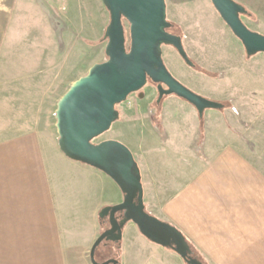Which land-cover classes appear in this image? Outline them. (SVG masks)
Returning <instances> with one entry per match:
<instances>
[{
	"label": "crops",
	"instance_id": "obj_1",
	"mask_svg": "<svg viewBox=\"0 0 264 264\" xmlns=\"http://www.w3.org/2000/svg\"><path fill=\"white\" fill-rule=\"evenodd\" d=\"M23 4L0 0V122L34 129L0 140V264H91V247L108 228L98 214L120 204L122 194L102 172L65 158L50 139L49 161L37 120H22V98L52 95L45 82L54 81L42 70L31 71L43 61L36 54L14 58L13 48L20 46L12 29ZM217 80L227 83V95L209 100L223 108L201 118L182 100L151 108L143 104L145 95L138 96L142 101L128 117L135 116L141 136L134 154L143 205L177 229L204 264H264V90L257 96L243 81L232 93L230 77ZM169 140L170 155L163 154L159 145ZM111 258L119 264H185L131 222L122 229L119 249H97L96 262Z\"/></svg>",
	"mask_w": 264,
	"mask_h": 264
},
{
	"label": "water",
	"instance_id": "obj_2",
	"mask_svg": "<svg viewBox=\"0 0 264 264\" xmlns=\"http://www.w3.org/2000/svg\"><path fill=\"white\" fill-rule=\"evenodd\" d=\"M220 19L241 43L247 58L264 55V35L249 30L241 16L247 10L234 0H209ZM109 15L104 31L106 61L89 68L73 82L56 104L54 112L57 147L73 162L96 169L110 178L122 194V202L98 214L108 228L90 250L91 264H119L114 258L95 260L101 245H118L125 224L131 222L149 242L177 254L185 264H203L183 235L173 226L150 216L143 205L140 172L129 150L114 140L93 141L109 131L119 118L116 106L139 93L147 81L157 86V102L175 96L192 106L201 118L206 110H221L219 102L203 98L176 81L162 60V47L173 48L183 62L193 67L179 36L168 32L164 0H101ZM128 24L125 31L124 23ZM163 86L165 89H163Z\"/></svg>",
	"mask_w": 264,
	"mask_h": 264
},
{
	"label": "rangeland",
	"instance_id": "obj_3",
	"mask_svg": "<svg viewBox=\"0 0 264 264\" xmlns=\"http://www.w3.org/2000/svg\"><path fill=\"white\" fill-rule=\"evenodd\" d=\"M23 1L24 4L16 14L12 29V41L20 46L13 48V51H16L14 58H19L20 61L24 53L36 54L38 62L43 60L42 64L34 69L29 67L30 70L36 73L42 70L41 72L49 77L53 75L54 81L45 82L48 93L52 92V95L36 99L22 98V101L27 103L19 113L27 125L36 124L34 121L37 120L36 125L39 127L36 131L42 136L45 153L50 161L52 151L48 139L52 142L57 141L54 119L56 104L70 85L84 77L90 67L106 61L104 54L106 41L103 36L109 23V15L101 0ZM164 1L166 20L172 26L168 32L181 38L183 50L194 66L193 69L187 66L173 48L162 47L163 63L176 81L191 92L211 99L221 95L222 91L226 95L228 92L227 83L224 80L218 81L217 77H230L232 93L234 89L243 88L245 81L248 91L261 96L264 90V55L256 54L247 58L241 43L220 19L209 0ZM234 1L242 5L249 15L241 17L243 24L249 30L264 35V0ZM124 28L127 32L126 22ZM142 93L146 96V101L142 103L154 107V90L148 86ZM175 98L165 97L160 106L165 103H182ZM14 99L20 101L18 98ZM141 101L132 94L124 103L116 106L118 120L112 124L109 131L95 139L93 143L117 141L129 150L135 161V145L141 136L134 123L135 116H128L131 112L134 113L137 103ZM222 103L226 107L230 105L228 101ZM36 107L41 108V113L34 111ZM14 124L10 121L0 122V140L34 130L30 127L21 129L7 127ZM170 144V140L166 144L161 141L159 147L162 148L163 154L170 155L169 150H166L171 148ZM54 148L56 150L55 145Z\"/></svg>",
	"mask_w": 264,
	"mask_h": 264
},
{
	"label": "flooded vegetation",
	"instance_id": "obj_4",
	"mask_svg": "<svg viewBox=\"0 0 264 264\" xmlns=\"http://www.w3.org/2000/svg\"><path fill=\"white\" fill-rule=\"evenodd\" d=\"M249 15L247 14V15H244V16H241V17H248ZM169 31V30H168ZM171 48V47H170ZM192 69L194 68V66L193 67H191ZM151 87L153 90H154V92H155V98H154V107H159L160 106V103H161V101H163V99L165 98V97H163L159 102H157V97H158V95H157V86L155 85V84H153V83H151L150 81H147V84L145 85V87L140 91L141 93H142V91L146 88V87ZM163 89H165V87L163 86ZM139 96V93H136L135 94V97H138ZM142 96H143V93H142Z\"/></svg>",
	"mask_w": 264,
	"mask_h": 264
},
{
	"label": "trees",
	"instance_id": "obj_5",
	"mask_svg": "<svg viewBox=\"0 0 264 264\" xmlns=\"http://www.w3.org/2000/svg\"><path fill=\"white\" fill-rule=\"evenodd\" d=\"M186 241V240H185ZM187 242V241H186ZM187 244L189 245V247H190V249H192L191 248V246H190V244L187 242ZM115 246H117V249H119V244L118 245H115ZM192 251V250H191ZM192 253H193V251H192ZM193 256L194 257H196L194 254H193ZM199 261H201L202 262V260L200 259V258H197ZM203 263V262H202ZM204 264V263H203Z\"/></svg>",
	"mask_w": 264,
	"mask_h": 264
}]
</instances>
